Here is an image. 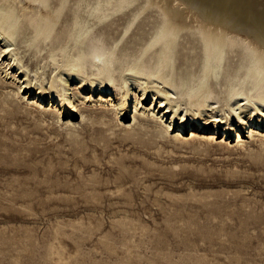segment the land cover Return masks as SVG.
Segmentation results:
<instances>
[{
	"label": "rangeland",
	"instance_id": "rangeland-1",
	"mask_svg": "<svg viewBox=\"0 0 264 264\" xmlns=\"http://www.w3.org/2000/svg\"><path fill=\"white\" fill-rule=\"evenodd\" d=\"M20 118L0 114V264H264V129L242 130L241 146L232 132L182 145L80 117L72 139Z\"/></svg>",
	"mask_w": 264,
	"mask_h": 264
},
{
	"label": "bare ground",
	"instance_id": "bare-ground-1",
	"mask_svg": "<svg viewBox=\"0 0 264 264\" xmlns=\"http://www.w3.org/2000/svg\"><path fill=\"white\" fill-rule=\"evenodd\" d=\"M0 72L13 86L1 78L0 114L33 131L75 139L80 117L129 139L232 132L241 146L244 129L263 137L264 0H0Z\"/></svg>",
	"mask_w": 264,
	"mask_h": 264
}]
</instances>
